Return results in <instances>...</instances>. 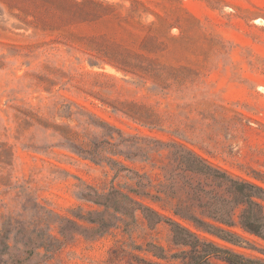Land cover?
<instances>
[{"label":"rangeland","instance_id":"rangeland-1","mask_svg":"<svg viewBox=\"0 0 264 264\" xmlns=\"http://www.w3.org/2000/svg\"><path fill=\"white\" fill-rule=\"evenodd\" d=\"M172 144L264 189V0H0V264H183L168 220L264 262L174 214Z\"/></svg>","mask_w":264,"mask_h":264},{"label":"trees","instance_id":"trees-1","mask_svg":"<svg viewBox=\"0 0 264 264\" xmlns=\"http://www.w3.org/2000/svg\"><path fill=\"white\" fill-rule=\"evenodd\" d=\"M68 145L83 156L96 157V153L90 150L88 144L78 143L77 137L67 135ZM171 161L175 165L168 171L170 177L175 180L182 178L188 180L187 185L179 187L174 192L179 204L176 205L174 214L181 219L191 221L198 227L213 232H225L223 229L205 223L197 214L212 218L216 222L233 226L234 217L238 209H241L239 225L246 232L264 238V189L248 182L237 180L226 172L221 171L208 164L201 157L181 146L172 144ZM183 192V193H182ZM182 193V195H181ZM111 194L105 197L108 201ZM183 196V197H182ZM98 199H104L98 197ZM125 201L135 207L133 211L141 209L156 218V224L163 220V217L156 212L146 208L139 202L124 196ZM219 203L223 207H217ZM107 207H127L123 202L114 201L104 204ZM125 210V209H124ZM128 210L125 211V214ZM150 222V220H149ZM171 226L173 242L176 245L190 247L183 264H203L214 254L228 255L227 259L231 264H264V262L246 259L241 255L235 254L227 249H223L213 243L204 242L191 231L181 226L179 223L168 220ZM234 236L233 234H230ZM186 258H189L186 261Z\"/></svg>","mask_w":264,"mask_h":264}]
</instances>
